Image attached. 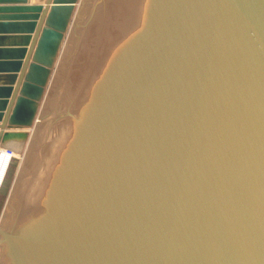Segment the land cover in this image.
I'll return each mask as SVG.
<instances>
[{
	"label": "water",
	"instance_id": "obj_1",
	"mask_svg": "<svg viewBox=\"0 0 264 264\" xmlns=\"http://www.w3.org/2000/svg\"><path fill=\"white\" fill-rule=\"evenodd\" d=\"M72 20L44 101L86 129L49 216L0 234L27 264H264V0H0V147Z\"/></svg>",
	"mask_w": 264,
	"mask_h": 264
},
{
	"label": "bare ground",
	"instance_id": "obj_2",
	"mask_svg": "<svg viewBox=\"0 0 264 264\" xmlns=\"http://www.w3.org/2000/svg\"><path fill=\"white\" fill-rule=\"evenodd\" d=\"M75 15H76V13L74 14V16ZM74 16H73V18H74ZM72 21H71V23H72ZM53 75H54V72H53ZM53 75H52V78H53ZM52 78H51V80H52ZM51 80H49L50 83H51ZM49 86H50V84H49ZM43 103L44 104L45 103L51 104V103H48L46 101H44ZM52 106H54V105H52ZM41 110H42V107H41ZM41 110L39 111V113H38L39 115H37L36 120H35V124L33 126V132L35 131V136L32 135L34 138L30 140L29 144H27L25 152L22 154L23 155L21 158L22 162H21V165H19V167H18V172H17V175L14 179V182H13L14 184L12 185L13 186L12 193L10 192V196L7 198V201H8L7 209L5 208V212H4V214L1 218V221H0V223H1L0 228L3 230H5L4 228H6V227H13V226L16 227L17 225H22L23 231H26V233L28 234L30 231H32L36 226H38L41 222H43L49 216L48 213L50 210H48V207H46L47 202H46L45 198H46L47 193H49V191H48L49 189L47 186L51 187V185L54 182H57L58 178H56V180H55V177H53L54 181H53V179L52 180L50 179L53 174L51 175V173H50L49 176H51V177L50 178L47 177V180L49 179V180L53 181L52 183L50 181L51 185H49V180H48V182H46V179L44 178L45 181H44V183H41V184H45V182H46L45 186L41 189L40 187H42L43 185L40 184L41 186L39 188L41 191L40 192L38 191L39 194L36 193L37 195L32 197V199L29 201V203H30L29 207H26L25 206L26 203L21 201V199L25 197L24 193H25L26 189H28L30 186L31 187L34 186V185L32 186V181H31V180H33L32 178L35 179L36 175H37V177H39L38 176L39 173L37 171L39 169H37L38 165L36 164V160H37V158L40 157V156L38 157V154L39 155H43V154H42V151H40L41 147H39V140L38 139H40L41 136L43 137L44 133L46 135L49 132V130L51 128H53L52 126H50L49 130L46 129V124L43 122V114H42ZM69 116H70V119L66 124H63L64 123L63 120L56 119V121L58 120L57 122L59 123V126L61 128H62V126L66 125L67 129H66L65 133L63 132L64 134L62 133L63 138L58 137V141H55L56 143L54 142V144H52L53 142L49 141L51 143V146L48 144L49 148L54 145L55 152L58 151L57 152L58 155H56L57 156L56 160H58V158H59L58 163L59 164L61 163V165L67 161L66 160L67 157L65 158V156H68L71 152L74 151V149L77 148V146H74V145L77 143V141H79V135H81L82 131L84 129H86V127L84 125H82L70 113H69ZM60 117H59V119H60ZM55 118H58V116ZM73 121L75 123H73ZM52 124H54V123H52ZM62 129H64V127ZM79 132L81 134H78ZM62 134H61V136H62ZM59 138H61V139H59ZM42 145L43 144H41V146ZM12 147H13V151L15 152L14 156H16L17 155L16 152H17L19 145L16 142H12ZM52 151H53V149H52ZM50 156H48V158ZM64 159H65V161H64ZM54 160H55V158H54ZM9 161H10L9 155H7L5 153L3 147L0 148V185L3 181V174H4L5 168H6L7 164L9 163ZM44 161L47 162V160H44ZM54 162H53V164H54ZM53 164H52V166H53ZM59 164H57L58 168H57L56 174H54V176L57 175L58 172H60L59 171ZM52 166H51V168L49 167V169H52ZM60 168H62V167L60 166ZM49 171H47V172H49ZM50 172H52V171H50ZM28 175H30V176L28 177ZM47 175H48V173H47ZM30 181H31V184H30ZM34 181L36 183V180H34ZM39 188H38V190H39ZM45 190H47V191H45ZM29 191H31V190H29ZM42 192H46V193H44L45 196L43 194H41L44 196V199H43V196L41 197V195H40V193H42ZM27 194H29V193H27ZM25 199L29 200L28 196ZM21 202H22V204L24 203L23 206H25V207H23L21 205ZM38 205H40V207H38ZM18 228H20V226H18ZM9 233H11V232H9ZM9 240L10 241H8V242L5 241V243L3 245H1L0 264H27L26 244H23L19 241H16V240H13L10 238H9Z\"/></svg>",
	"mask_w": 264,
	"mask_h": 264
},
{
	"label": "rangeland",
	"instance_id": "obj_3",
	"mask_svg": "<svg viewBox=\"0 0 264 264\" xmlns=\"http://www.w3.org/2000/svg\"><path fill=\"white\" fill-rule=\"evenodd\" d=\"M78 9V8H77ZM75 17V16H74ZM73 20H74V18H73ZM72 23H73V21H72ZM72 23L70 24L71 26H72ZM71 26H69V29L67 30V33L65 34V37H64V40H63V42H62V44H61V49H60V51H59V54H58V56H57V59H56V61H55V64H54V67H53V69H52V75H53V72H55V69H56V67H57V64H58V61H59V58H60V56H61V53H62V50H63V47H64V45H65V42H66V39H67V37H68V34H69V31H70V28H71ZM52 75H51V78H52ZM51 78H50V80H51ZM49 84H50V81H49V83H48V85H47V87H46V89H45V95H44V97H43V99L41 100V103H40V106H39V111L41 110V107H42V114H43V122L46 124V129H48L49 130V128H50V126H52L53 128H51L50 130H49V132L45 135V133L43 134L44 136L42 137H40V139H38L39 140V147H41L40 149V151H42V154L43 155H39L38 154V157L39 158H37V160H36V164L38 165V168L37 169H39V170H37L38 171V173L40 174H38V176L39 177H37V175L35 176V179L34 178H32L33 180H31L32 181V186L33 187H29L28 189H26V191H25V193H24V198H22L21 199V201L22 202H24V203H26L25 204V206L26 207H29V201L32 199V197L33 196H36L37 194H39L38 193V191L40 192L41 190H40V188L42 189L44 186H45V184H46V182H48V180H47V177H51V176H49L50 175V173H51V175H52V177L50 178L51 180L53 179L54 180V178L53 177H55L54 176V174H56V171H57V164H59L58 163V160H59V158H58V160H56V155H58V151H56L55 152V148H54V145L52 146V147H50L49 148V145L51 146V143L50 142H53L52 144H54V142L55 141H58V137H62L63 138V134L66 132V129H67V127H66V125L65 126H62V128L64 127V129H62L60 126H59V123L57 122L58 120H63V124H66L68 121H69V119H70V116H69V112H67V111H65V110H63V109H61V108H59V107H57V106H52L53 104H44L43 102V100L45 99V96H46V94H47V91H48V88H49ZM39 111H38V113H39ZM37 115H39V114H37ZM58 116V118H55V117H57ZM61 116V117H60ZM59 117H60V119H59ZM54 119V120H53ZM56 119H58L57 121H56ZM68 119V120H67ZM46 121V122H45ZM52 123H54V124H52ZM73 123H75L74 121H73ZM52 124V125H51ZM58 126V127H57ZM32 129V130H31ZM28 132H29V139L24 143V146L22 147V149H21V151L20 152H16V156L15 157H13L10 161H9V163L7 164V166H6V168H5V171H4V174H3V181H2V183H1V185H0V215H1V211H2V209H3V206H4V204H5V201L7 200V197H8V194H9V190H10V187H11V185H12V183H13V181H14V178H15V175H16V171H17V169H18V167H19V165H21V162H22V154L25 152V149H26V147H27V144H29V142H30V140L31 139H33L34 137L33 136H35V131L33 132V128H29L28 129ZM64 132V133H63ZM63 133V134H62ZM61 134H62V136H61ZM33 135V136H32ZM57 139V140H56ZM59 139H61V138H59ZM41 140V141H40ZM45 140V141H44ZM48 140V141H47ZM50 141V142H49ZM56 143V142H55ZM41 144H43L42 146H41ZM49 144V145H48ZM52 149H53V151H52ZM51 150V151H50ZM50 153V154H49ZM51 155V156H50ZM48 156H50L49 158H48ZM41 158V159H40ZM47 158V159H46ZM54 158H55V160H54ZM44 160H47V162L46 161H44ZM55 161V162H54ZM45 162V163H44ZM53 162H54V164H53ZM61 162V161H60ZM40 163V164H39ZM52 164H53V166L55 167H53L52 166ZM40 165V166H39ZM45 165V166H44ZM52 166V169H49V167L51 168V166ZM56 165V166H55ZM44 166V167H43ZM60 166H62L61 165V163L59 164V170H60ZM50 171H54L53 173L52 172H50ZM55 169V170H54ZM42 170V171H41ZM47 171H49V172H47ZM62 172V170L60 171V173ZM47 173H48V175H47ZM59 173V172H58ZM32 174V173H31ZM30 175H28V177H29ZM32 176V175H31ZM46 176V177H45ZM46 179V182H45V184H41V183H44V181H45V179ZM34 180H36V183H35V181ZM51 180H49V185H51V183L53 182V181H51ZM31 181H30V184H31ZM50 181H51V183H50ZM34 183V184H33ZM43 185L42 187H40L41 185ZM40 187V188H39ZM48 187V189L50 190V188L52 187V185H51V187L50 186H47ZM46 187V188H47ZM50 187V188H49ZM38 188H39V190H38ZM47 189V190H48ZM29 190H31V191H29ZM37 190V191H36ZM47 190H45V191H47ZM48 190V191H49ZM44 191V190H43ZM27 193H29V194H27ZM37 193V194H36ZM44 193H46V192H42V193H40V195L41 194H43L44 195ZM27 194V195H26ZM32 194V195H31ZM43 195H41V197L43 196ZM28 196V198H29V200L28 199H25L26 197ZM39 196V195H38ZM37 196V197H38ZM45 196V195H44ZM44 196H43V199H44ZM39 198V197H38ZM25 201H24V200ZM42 199V200H43ZM27 201V202H26ZM22 202H21V205L23 206L24 205V203L22 204ZM25 206H23V207H25ZM38 207H40V205H38ZM6 209H7V207H6ZM1 221V220H0ZM0 225H1V223H0ZM18 226H20V228H18ZM15 226H13V227H6V228H4L6 231H8V232H11V233H14V234H25V235H27V233H26V231H23V226L22 225H17L15 228H14ZM5 241L6 242H8V241H10L9 240V238H7V237H4V236H2V235H0V251H1V245H3L4 243H5Z\"/></svg>",
	"mask_w": 264,
	"mask_h": 264
},
{
	"label": "built area",
	"instance_id": "obj_4",
	"mask_svg": "<svg viewBox=\"0 0 264 264\" xmlns=\"http://www.w3.org/2000/svg\"><path fill=\"white\" fill-rule=\"evenodd\" d=\"M0 148H2V147H0ZM3 149H4L5 153L7 155H9V160H11L13 157H15L14 156L15 152L12 149H10V148H3Z\"/></svg>",
	"mask_w": 264,
	"mask_h": 264
},
{
	"label": "crops",
	"instance_id": "obj_5",
	"mask_svg": "<svg viewBox=\"0 0 264 264\" xmlns=\"http://www.w3.org/2000/svg\"><path fill=\"white\" fill-rule=\"evenodd\" d=\"M30 2H31V3H33V2H34V3H40V2H43V0H30ZM2 44H4V43H2ZM7 44H8V43H7Z\"/></svg>",
	"mask_w": 264,
	"mask_h": 264
}]
</instances>
